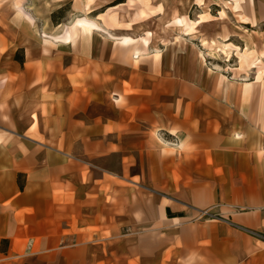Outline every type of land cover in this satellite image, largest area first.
I'll use <instances>...</instances> for the list:
<instances>
[{
  "label": "crops",
  "instance_id": "1",
  "mask_svg": "<svg viewBox=\"0 0 264 264\" xmlns=\"http://www.w3.org/2000/svg\"><path fill=\"white\" fill-rule=\"evenodd\" d=\"M66 2L0 0V264H264V78Z\"/></svg>",
  "mask_w": 264,
  "mask_h": 264
},
{
  "label": "rangeland",
  "instance_id": "2",
  "mask_svg": "<svg viewBox=\"0 0 264 264\" xmlns=\"http://www.w3.org/2000/svg\"><path fill=\"white\" fill-rule=\"evenodd\" d=\"M84 1L87 2L81 0L79 6H73L67 0L66 6L52 14L53 21L60 17L62 27L56 26L45 36L47 42H63L64 35L74 31L79 36L82 31L95 30L127 44L133 41L131 37L120 38L110 33L138 32L143 35L141 39L146 46L151 41L160 44L162 49L191 48L210 70L221 72L227 78H264V57L257 58L264 51V0H93L88 11L84 9L86 3L82 5ZM92 12L97 16L102 14V21L97 20L99 16H92ZM112 14L115 21L110 18ZM181 15L189 17V25L184 28L173 24L174 18ZM61 29L62 34L57 35ZM203 37L222 41L221 45L230 55L219 49L210 55L203 46ZM246 42L252 48L247 55L243 54L244 65L240 68L239 57Z\"/></svg>",
  "mask_w": 264,
  "mask_h": 264
},
{
  "label": "bare ground",
  "instance_id": "3",
  "mask_svg": "<svg viewBox=\"0 0 264 264\" xmlns=\"http://www.w3.org/2000/svg\"><path fill=\"white\" fill-rule=\"evenodd\" d=\"M93 0H87L85 6H84V9L85 10H90V4L92 3ZM110 18L111 20L115 21L116 18L114 17V15H110ZM203 18V17H202ZM173 24L174 25H184L182 28L186 27L189 25V17L185 16V15H181V16H178L176 18H174L173 20ZM55 27V26H54ZM78 37V32L77 31H74V32H71V33H67L64 35V43H71V42H74ZM147 40V37L144 38V41L146 42ZM222 42V41H221ZM221 42L220 41H217L216 38H207V37H203L202 38V43H203V46L207 48L208 52L210 55L214 54V52L219 49V50H222L227 56L230 55V52L227 51L225 49V47H223L221 45ZM224 43V42H223ZM229 47V46H228ZM252 48V45L250 43H247L245 44V47H244V51L241 50V55L239 57L240 59V62H239V65H240V68L244 65V60H243V54L245 53L246 55L250 52ZM259 56L257 58H262L264 57V51H260ZM221 74V73H220ZM221 81V79H220ZM238 82V81H237ZM245 82V81H243ZM252 84V83H251ZM244 88V87H243Z\"/></svg>",
  "mask_w": 264,
  "mask_h": 264
},
{
  "label": "trees",
  "instance_id": "4",
  "mask_svg": "<svg viewBox=\"0 0 264 264\" xmlns=\"http://www.w3.org/2000/svg\"><path fill=\"white\" fill-rule=\"evenodd\" d=\"M54 22H55V24L57 23V21H55V20H54Z\"/></svg>",
  "mask_w": 264,
  "mask_h": 264
},
{
  "label": "built area",
  "instance_id": "5",
  "mask_svg": "<svg viewBox=\"0 0 264 264\" xmlns=\"http://www.w3.org/2000/svg\"><path fill=\"white\" fill-rule=\"evenodd\" d=\"M205 213H207V212H205Z\"/></svg>",
  "mask_w": 264,
  "mask_h": 264
}]
</instances>
